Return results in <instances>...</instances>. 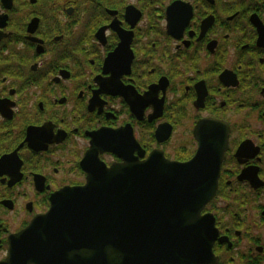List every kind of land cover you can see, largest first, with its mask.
<instances>
[{
  "label": "flooded vegetation",
  "instance_id": "flooded-vegetation-1",
  "mask_svg": "<svg viewBox=\"0 0 264 264\" xmlns=\"http://www.w3.org/2000/svg\"><path fill=\"white\" fill-rule=\"evenodd\" d=\"M201 146L223 157L203 264H264V0H0V262L84 160Z\"/></svg>",
  "mask_w": 264,
  "mask_h": 264
},
{
  "label": "water",
  "instance_id": "water-1",
  "mask_svg": "<svg viewBox=\"0 0 264 264\" xmlns=\"http://www.w3.org/2000/svg\"><path fill=\"white\" fill-rule=\"evenodd\" d=\"M211 153L201 146L176 162L157 150L111 167L84 160L86 184L54 194L47 213L10 237L0 264L209 263L217 230L202 212L223 160Z\"/></svg>",
  "mask_w": 264,
  "mask_h": 264
}]
</instances>
